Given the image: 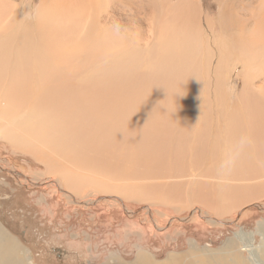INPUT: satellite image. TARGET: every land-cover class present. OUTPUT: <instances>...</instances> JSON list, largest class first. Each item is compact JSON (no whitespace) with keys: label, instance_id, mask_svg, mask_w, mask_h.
Here are the masks:
<instances>
[{"label":"bare ground","instance_id":"obj_1","mask_svg":"<svg viewBox=\"0 0 264 264\" xmlns=\"http://www.w3.org/2000/svg\"><path fill=\"white\" fill-rule=\"evenodd\" d=\"M214 1L211 17L199 0H0V139L44 170L0 169L78 204L209 205L208 227L264 196V0ZM16 248L0 228V264ZM189 248L130 264H245Z\"/></svg>","mask_w":264,"mask_h":264},{"label":"rangeland","instance_id":"obj_2","mask_svg":"<svg viewBox=\"0 0 264 264\" xmlns=\"http://www.w3.org/2000/svg\"><path fill=\"white\" fill-rule=\"evenodd\" d=\"M37 1L33 0L28 7L29 13H32ZM199 1L204 13L214 16L217 10L215 1ZM228 86L233 87L237 94L241 79L233 75ZM0 160H8V164L22 177L31 180L35 172L44 170L30 155L11 150L9 144L1 139ZM186 160L182 158L178 161ZM199 170L197 168L196 171ZM168 179L166 182L173 181L170 175ZM181 179L185 177L176 180ZM24 185L17 184L10 172L0 169V228L17 247L16 254L20 256L15 264H114V259L130 264L140 252L156 261H163L167 255L189 250V246L210 260L215 257L211 253L213 250L216 257H226V261L235 258L236 251L245 264H264L263 257L259 255L264 248V196L245 203L242 215L239 208L222 212L218 217L220 223L209 224L208 227L206 217L217 218L209 205L202 210L198 204H186L177 213V207L150 204L148 197L144 196H140L138 202L124 203L120 200L115 202L117 206L111 205L114 201H109L110 204L106 200L101 203L97 200L85 202L87 192L74 195L78 204L58 199L53 191ZM55 189L61 191L59 187ZM99 196L108 195L103 193L96 198ZM168 197L170 201L184 198L181 194ZM239 233L248 239L243 247H239L235 238ZM207 247L208 250H205ZM208 251L211 254H207Z\"/></svg>","mask_w":264,"mask_h":264},{"label":"clouds","instance_id":"obj_3","mask_svg":"<svg viewBox=\"0 0 264 264\" xmlns=\"http://www.w3.org/2000/svg\"><path fill=\"white\" fill-rule=\"evenodd\" d=\"M245 143H246V138L241 137V139L239 141V145L242 147Z\"/></svg>","mask_w":264,"mask_h":264}]
</instances>
